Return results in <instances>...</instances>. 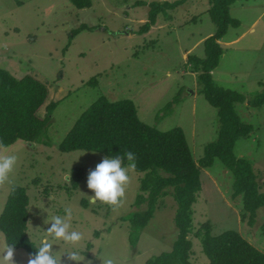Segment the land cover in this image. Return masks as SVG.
I'll use <instances>...</instances> for the list:
<instances>
[{
  "label": "rangeland",
  "instance_id": "obj_1",
  "mask_svg": "<svg viewBox=\"0 0 264 264\" xmlns=\"http://www.w3.org/2000/svg\"><path fill=\"white\" fill-rule=\"evenodd\" d=\"M136 1L145 4L136 5ZM152 1L91 0L90 7L79 9L70 0H0V67L17 78L30 74L47 85L48 99L37 113L40 117L46 104H56L40 143L17 140L3 150L17 155L18 162L13 183L0 186V213L10 188L24 187L29 198L26 234L38 243L50 226V216H63L64 207L71 206L73 228L85 236L81 264H101L99 256L104 254L112 255L118 264H143L170 251L177 236L176 202L166 195L139 233L136 246H130L129 224L121 217L137 210L134 201L143 176L133 169L119 207L90 202L88 171L105 156L59 149L85 109L101 96L110 101L131 99L144 123L162 131L182 128L196 160L217 137V109L205 99L197 73L189 69L187 61L188 55L205 56L203 40L216 30L207 12L208 0H186L159 13L147 31L137 33L148 20ZM230 15L240 25L229 27L218 40L223 53L211 74L218 85L238 91L248 100L264 94V0L237 1L230 5ZM81 24L93 29L70 38L71 30ZM247 100L235 107L253 130L236 140L234 152L250 162L259 191L264 192V102L251 107ZM73 167L83 171L75 188L69 180ZM200 181L201 190L193 204V232L208 221L213 235L236 230L264 252V207L257 211L253 224L248 216L242 218L241 198L232 194L233 174L219 159L201 168ZM190 238V260L209 264L200 239L193 233ZM5 244L0 230V246ZM53 247L61 264H71L66 255L69 249L62 242ZM28 253L16 249L17 264H26Z\"/></svg>",
  "mask_w": 264,
  "mask_h": 264
},
{
  "label": "trees",
  "instance_id": "obj_2",
  "mask_svg": "<svg viewBox=\"0 0 264 264\" xmlns=\"http://www.w3.org/2000/svg\"><path fill=\"white\" fill-rule=\"evenodd\" d=\"M186 0L174 2L158 0L148 4V20L137 33H143L157 20L159 13L174 9ZM242 0H208L207 12L216 24V30L203 40L204 57L188 55L189 69L196 72L201 92L209 104L217 109L219 127L217 137L204 146L203 155L196 160L180 127L162 131L144 123L138 116L133 100L110 101L101 96L85 109L59 144L62 152L83 150L114 156L131 150L136 154L139 192L134 201L137 210L122 221H128V242L135 247L139 233L152 218L158 202L170 195L176 202L174 223L177 236L170 251L148 258L143 264H195L190 260L193 233L200 239L201 248L209 264H264V252L255 247L236 230H226L218 235L211 233L210 222H203L193 232V204L201 190L200 170L212 166L219 159L233 174V197L240 196L242 218L254 223L259 208L264 207V192L259 191L257 174L250 162L237 157L234 152L236 140L247 137L253 130L250 123L242 120L235 104L244 103V94L218 85L211 71L218 65L223 53L218 40L224 37L229 27H237L240 21L230 15V5ZM76 8L91 6V0H70ZM136 5H144L136 1ZM93 29L81 24L71 30L73 37L82 30ZM48 99L47 85L27 74L17 78L0 67V140L5 147L17 140L41 142L39 138L50 120L55 102L45 106V114L37 113ZM264 102V94L258 93L247 100V105L257 107ZM45 143V141L43 142ZM125 161V165H127ZM82 169L70 170V182L75 188L82 179ZM29 198L24 187L14 185L0 213V230L5 243H14L31 253L36 251L33 241L26 234ZM86 206V200L81 202ZM144 205L143 208L141 206Z\"/></svg>",
  "mask_w": 264,
  "mask_h": 264
},
{
  "label": "clouds",
  "instance_id": "obj_3",
  "mask_svg": "<svg viewBox=\"0 0 264 264\" xmlns=\"http://www.w3.org/2000/svg\"><path fill=\"white\" fill-rule=\"evenodd\" d=\"M4 149L5 145L0 140V186L13 183V174L18 162L17 155L5 154ZM136 160V154L125 149L122 154L103 157L94 169H89L87 188L92 193L89 195L90 202L99 201L113 208L119 207L125 198L130 181L129 172L136 167ZM125 161L128 162L127 165ZM49 219L50 226L46 233L40 236L38 243L33 242L36 251L28 253L26 264H61V258L53 247L54 243L60 242L69 249L66 255L71 264H81L84 260L82 242L85 236L82 231L73 228V208L65 206L63 216L51 215ZM15 256L14 243L0 246V264H17ZM99 257L101 264H118L110 254Z\"/></svg>",
  "mask_w": 264,
  "mask_h": 264
},
{
  "label": "crops",
  "instance_id": "obj_4",
  "mask_svg": "<svg viewBox=\"0 0 264 264\" xmlns=\"http://www.w3.org/2000/svg\"><path fill=\"white\" fill-rule=\"evenodd\" d=\"M212 33V32H211ZM222 39V38H221ZM237 40V39H236ZM234 40H232V42H233Z\"/></svg>",
  "mask_w": 264,
  "mask_h": 264
}]
</instances>
